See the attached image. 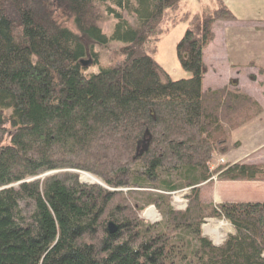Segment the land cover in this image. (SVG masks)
<instances>
[{"label":"trees","instance_id":"1","mask_svg":"<svg viewBox=\"0 0 264 264\" xmlns=\"http://www.w3.org/2000/svg\"><path fill=\"white\" fill-rule=\"evenodd\" d=\"M180 1L0 0V264H264V203L201 199L213 178L264 183L261 164L213 165L229 132L261 114L234 82L202 86L213 26L235 17L223 4L184 15L176 54L190 77L171 81L152 53ZM110 41L121 58L87 74L86 46ZM148 207L159 222L139 219ZM209 219L231 228L219 246L202 235Z\"/></svg>","mask_w":264,"mask_h":264},{"label":"rangeland","instance_id":"2","mask_svg":"<svg viewBox=\"0 0 264 264\" xmlns=\"http://www.w3.org/2000/svg\"><path fill=\"white\" fill-rule=\"evenodd\" d=\"M130 5L134 7V0H130ZM261 5H264L263 0H243V2L239 3L238 8L242 12V14L249 20H260L262 15H260V9L258 8H260ZM204 8L208 13H212L217 10V7L212 0H181L175 10H168L164 13L162 23L159 27L163 33L155 41V52L152 53V58L155 60V62H157V64L160 65L165 73V76L171 81L187 79L190 77L189 74L182 70L176 54V46L181 40L186 29L188 28L187 22L181 20V18L184 15L193 16L202 14L199 12ZM235 11L236 16L237 14L238 16H241L238 10ZM55 16L59 22H65L59 12H56ZM132 18L133 17L131 15L126 16V20L128 22H131ZM101 19L102 20L98 22L97 27L101 30L102 34L109 36L114 25L113 19L106 14H102ZM237 19L238 22L237 24H235L236 27L233 29H228L226 31L224 36L226 38V42L224 44L227 50L226 56H233L235 48L236 50L241 51L240 55H238L237 57H239L242 62L235 67H225L223 69H219L218 65L216 64L207 65L206 73L204 74L202 80V86L204 89L221 88L224 84L227 83V78L231 77V79L234 80L233 82H235L236 88L240 92L253 98L255 101H257L260 107L264 108V72L260 74V71H263L264 69V30L256 31L254 29H245L249 27L244 23L243 20H240L238 17ZM223 23L224 22H220L219 24L224 28L225 24ZM257 24L260 25L259 28H262L263 25H261L260 23ZM65 25H67L68 28L70 27L68 23ZM213 28L214 30H216L215 27ZM110 42L111 43H109L108 47L105 49L102 48V45L91 44L89 46H86V53H94L96 55L95 61H97L98 63L96 66H88L89 68L87 67L88 69L85 70L87 74H97L101 69L112 66L121 58L117 55V50L121 47L120 43L113 41ZM90 57L92 60H94L91 54ZM81 60L85 61L87 60V58L82 57ZM253 67L255 68V70L252 72L251 69H253ZM252 73L256 76L258 75L257 80H254ZM259 117L256 118V120L252 119L254 120L253 122L249 121L250 123L247 122L240 128L229 132L227 142L228 152H226V154L228 153L227 155L230 158L241 160H245L246 158H248L247 160L263 158L264 162V116L261 118ZM234 144H237V146H234ZM218 158L220 157L214 158L213 165H221L219 164L220 161L217 162ZM81 173L90 175L85 172ZM93 178L96 179L95 177ZM35 179L36 178L27 179L26 182H31ZM213 192L214 188L212 185L205 187L201 191L202 201H211ZM185 195V192L173 195L171 206L175 210L181 207L180 205L176 204V201L186 202L184 198ZM149 208L150 207L145 209L138 217L143 221V223L153 224V222L157 221L160 216L158 215L156 209L154 207H151L150 209L153 208L152 210L158 218L156 217L155 220L147 219L145 217V214L148 213ZM217 223H222V226L219 229V234L222 236V238L219 241H216L215 238L212 237L210 233H208V231H205V228L211 230L213 228V225ZM202 229V233L208 236L207 238L214 246L221 244L222 240L225 239V237L231 231L229 225L223 220L211 219L206 220Z\"/></svg>","mask_w":264,"mask_h":264},{"label":"crops","instance_id":"3","mask_svg":"<svg viewBox=\"0 0 264 264\" xmlns=\"http://www.w3.org/2000/svg\"><path fill=\"white\" fill-rule=\"evenodd\" d=\"M212 1L215 3L217 8H218L219 4H223L228 10H230V12L235 17V20L232 22H224L223 23V24H225L224 28L221 27V25L219 24L220 22H217L216 24H214L213 27L216 28V30H214V28H213L214 41L204 51L203 58H202L203 64L205 66V69H207L206 67L209 64H216V65H218L219 69H223L225 67L226 68H228V67L232 68V67H235L242 62L240 60V58L237 57L238 55H240L241 51H238L234 48L233 56H231V57L226 56L227 50H226L225 44H224L226 42V38L224 37L226 31L228 29H233L236 27L235 24H237V22H238L237 17L240 20H243L244 23L249 27V28H245V29H250V30L254 29L256 31L264 30V5L263 6L261 5L260 8H258V9H260V13H261L260 15H262L260 20L259 19L258 20H255V19L249 20L248 18H246L242 14L240 9L238 8L239 3L243 2V0H239V2H238V0H212ZM263 2H264V0H263ZM235 10H238L242 17L238 16V14L236 16ZM206 11L207 10H205V8H204L199 13H206ZM252 21H255V22H252ZM249 22H250V25H249ZM257 23H260L261 25H263L262 28H259L260 25H258ZM258 33H260V32H258ZM248 63H250V62H248ZM254 70H255V68L253 67V69H251V71L253 72ZM252 76L254 77V80L258 79V75L256 76L252 73ZM233 81L234 80H232L231 77H229V78H227V83L224 84L223 86H228L230 83H233ZM263 116H264V108L261 107V115L259 118H261ZM253 121L254 120H252L250 122H253ZM227 154L221 158H218L217 162H218V160H221L222 163H224V164H234L237 162L255 163V164L259 163V164L264 166L263 158L262 159L261 158L260 159H254V160H247L248 158H246L245 160H241V159H236V158H230ZM211 185L214 188V192H213V195L211 198V202L213 204H220L222 202L264 203V183H262V182H219V181L215 180V181H212L210 184H206V185L202 186L201 191L205 187L211 186Z\"/></svg>","mask_w":264,"mask_h":264},{"label":"bare ground","instance_id":"4","mask_svg":"<svg viewBox=\"0 0 264 264\" xmlns=\"http://www.w3.org/2000/svg\"><path fill=\"white\" fill-rule=\"evenodd\" d=\"M81 182L83 184H87V183L93 184L94 183V179L90 175L83 174V175H81ZM176 202H179V201H176ZM145 217L147 219L155 220V218L157 217V215L153 212L152 209H149L148 210V213L145 214ZM221 226H222V223H217V224H214L213 225V228L211 230L205 228V231H208V233H210L211 236L214 237L216 241H219L222 238V236L219 234V229H220Z\"/></svg>","mask_w":264,"mask_h":264},{"label":"water","instance_id":"5","mask_svg":"<svg viewBox=\"0 0 264 264\" xmlns=\"http://www.w3.org/2000/svg\"><path fill=\"white\" fill-rule=\"evenodd\" d=\"M78 63H79V65H80L81 68L86 69L88 66H91V64H92V60H91L90 58H88V59L85 60V61H84V60H80ZM74 173H76V174L78 175V177H79V181L81 182L80 177H81V175H83L84 173H81V172H74ZM51 174H53V173H48V174L44 175L43 177L48 176V175H51ZM93 179H94V178H93ZM81 183H82V182H81ZM94 183H95L97 186H100V187L106 189L105 186H104L101 182H99L98 180L94 179ZM94 183H93V184H94ZM117 229H118L117 225L114 224L112 221H108V222H107V229H106V231H107V233H108L109 235L114 234V233L117 231ZM203 235H204V234H203Z\"/></svg>","mask_w":264,"mask_h":264}]
</instances>
